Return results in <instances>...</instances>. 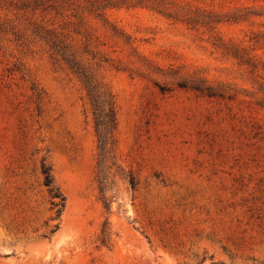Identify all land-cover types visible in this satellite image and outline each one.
<instances>
[{
	"label": "rangeland",
	"instance_id": "1",
	"mask_svg": "<svg viewBox=\"0 0 264 264\" xmlns=\"http://www.w3.org/2000/svg\"><path fill=\"white\" fill-rule=\"evenodd\" d=\"M88 1L0 0V264H264V0ZM196 10L246 16L187 24ZM34 22L114 96L102 173L86 90Z\"/></svg>",
	"mask_w": 264,
	"mask_h": 264
},
{
	"label": "trees",
	"instance_id": "2",
	"mask_svg": "<svg viewBox=\"0 0 264 264\" xmlns=\"http://www.w3.org/2000/svg\"><path fill=\"white\" fill-rule=\"evenodd\" d=\"M95 2L97 1H88L89 5H86L84 9L96 12L106 7L114 6V4L109 2H98L97 5ZM15 5L20 10H38L40 13L50 10L58 12L61 9L67 8H71L73 10H77V8L83 9V6L75 3L74 0H16ZM245 16V14L234 13L227 19L223 20L222 17L212 14L211 12L196 10L185 19L187 24L190 25H213L229 19L237 21L243 19ZM32 32L47 45L52 56L65 62L68 67L78 75L86 90L93 118L94 131L97 138L98 173H102L103 162L106 155L110 152V147L114 141V132L117 127V114L114 96L107 87L94 78L88 66L85 65L80 58H78L77 54L70 50V46L67 44L65 36H63L56 28L48 27L43 25L41 22H34L32 24ZM233 52L237 55L240 51L235 47L233 48ZM244 54L245 53H240V57H242L246 63H250V58L245 57ZM180 86H189L190 88L209 96L216 94L215 87L202 83V80H190L188 83H181ZM261 91L262 98L260 100V105L264 107V84L261 86ZM41 173L43 176V185L46 187L52 200V206L55 207V217H59L64 207L65 198L54 185L50 166L42 163ZM130 185L133 186L132 181H130ZM56 228L57 224L53 226L50 232H53Z\"/></svg>",
	"mask_w": 264,
	"mask_h": 264
}]
</instances>
